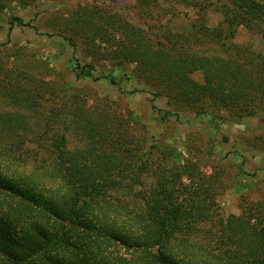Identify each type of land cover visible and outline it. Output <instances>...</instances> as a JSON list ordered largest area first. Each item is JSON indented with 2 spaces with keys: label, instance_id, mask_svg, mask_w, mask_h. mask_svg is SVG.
Here are the masks:
<instances>
[{
  "label": "trees",
  "instance_id": "obj_1",
  "mask_svg": "<svg viewBox=\"0 0 264 264\" xmlns=\"http://www.w3.org/2000/svg\"><path fill=\"white\" fill-rule=\"evenodd\" d=\"M186 1L198 13L192 40L155 42L107 10L83 7L46 37L70 43L78 80L118 85L81 66L78 47L95 61L134 65L152 98L167 99L170 111L152 106L161 118L190 110L233 121L259 116L264 124V60L237 46L213 56L200 49L232 43L231 28L264 40V0ZM211 6L223 19L215 29L206 24ZM14 26L38 33L11 17L7 38ZM31 83L40 84L16 71L0 86L12 109L0 112V264H264V212L254 222L218 221L214 189L194 184L201 180L191 164L147 188L151 152L141 151L130 119L52 83ZM71 141L79 148L69 149Z\"/></svg>",
  "mask_w": 264,
  "mask_h": 264
},
{
  "label": "rangeland",
  "instance_id": "obj_2",
  "mask_svg": "<svg viewBox=\"0 0 264 264\" xmlns=\"http://www.w3.org/2000/svg\"><path fill=\"white\" fill-rule=\"evenodd\" d=\"M1 1L4 5L0 6V44L7 42V45L0 47V86L11 73L20 71L40 83H31L32 87L39 89L43 82L52 83L79 96L87 106L100 105L111 114L130 119L141 151L151 152L152 169L145 179L147 188L153 186L161 174L191 164L201 180H194V184L214 189L213 211L218 221L250 216L254 222L264 212V124L259 116L233 121L224 112H214L212 119L180 110L176 117L161 118L152 106L155 110L170 111L167 99L152 98L150 89L134 79V65L113 66L95 61L93 55L78 47L74 56L81 66H94L98 71L95 76L111 74L118 85L112 86L107 80L93 82L86 77L78 80L72 69L70 43L58 36L46 37V34L57 33L60 24L67 23L71 15L83 7L107 10L123 22L138 27L155 42L165 37L181 42L185 39L183 36L190 39L189 33L199 26L195 9L184 5L183 0ZM213 10L211 6L206 15L210 29L217 28L223 20ZM11 17L30 23L38 33L32 28L14 26L7 38ZM231 32L235 35L232 43L200 49L213 56L219 50L237 46L264 60L263 39L250 36L241 28H231ZM193 78L197 81L201 77L193 75ZM9 110L11 107L0 97V112ZM76 144L71 141L68 148L78 149Z\"/></svg>",
  "mask_w": 264,
  "mask_h": 264
}]
</instances>
